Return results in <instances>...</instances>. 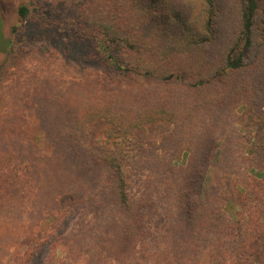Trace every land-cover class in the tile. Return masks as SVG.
I'll use <instances>...</instances> for the list:
<instances>
[{"label": "trees", "instance_id": "1", "mask_svg": "<svg viewBox=\"0 0 264 264\" xmlns=\"http://www.w3.org/2000/svg\"><path fill=\"white\" fill-rule=\"evenodd\" d=\"M68 7L63 55L102 70L43 81L37 107L22 112L19 91L0 95L2 197L9 170L25 166L13 185L20 215L33 182L35 201L54 205L38 216L35 240L46 242L72 212L60 207L68 195L85 224L55 237L65 251L49 261L59 264H254L264 237V0ZM44 13L35 0L18 7L6 56L23 35L57 37V12Z\"/></svg>", "mask_w": 264, "mask_h": 264}, {"label": "rangeland", "instance_id": "2", "mask_svg": "<svg viewBox=\"0 0 264 264\" xmlns=\"http://www.w3.org/2000/svg\"><path fill=\"white\" fill-rule=\"evenodd\" d=\"M28 1L0 0V95L14 94L16 90L19 91L18 98L21 109L16 108L17 112H22V110H25V106L31 104L34 108L37 107L34 103L36 101L35 89L43 81H45V85H49L52 83L53 77L60 80L75 79L88 72L102 70L97 65L71 63L67 56L62 53L61 42L69 40L71 35L67 27V19L72 15L71 13L76 12L69 10L68 4L71 0H35L36 5L40 6L41 10H45L44 14L48 15V19L52 20V12H57L55 15L59 22L55 23L56 28L54 30L57 37L50 35L47 37L41 33L23 35L15 43L12 53L6 56L10 27L16 20V11L20 5ZM52 25L51 22L50 26ZM13 83L16 88L12 87ZM26 84L28 86L24 87ZM95 128L97 130L94 131L93 135H98L101 134L104 126L101 125L99 128ZM34 134L37 133L29 130V136ZM16 170L17 168L9 170L13 185L17 180L16 174L29 175L25 166L15 172ZM48 178L53 181L52 178ZM13 185H11V189H8L10 192L5 194L4 197L0 193V264H49L47 262L59 264L57 259L62 257L61 252L65 249L53 246L55 237L68 231L77 221L78 225L82 226L85 224V218L83 219L79 215L76 208L75 211L71 209L72 201L68 198V195H64L60 198L61 209L63 211L72 210L64 226L60 229V232L46 242L39 238L35 240L38 229L42 228L43 220L38 218L40 212L43 211V214H46L54 205L35 201L32 190H35L36 185L31 182L30 187L27 189L29 193L26 194L24 199L26 206L22 217L20 214L23 207L17 201V188L15 189L16 186ZM43 185L51 186L49 180L48 182L44 181ZM230 185H232V182ZM2 192L5 193V189ZM228 197L238 202L242 197V192L238 189L231 190ZM235 208L240 209L238 204ZM262 208L264 209V205ZM31 212L35 214L31 215ZM35 222H40V224L36 225L33 230ZM28 253L30 254L29 257ZM55 256L58 257L55 261H49L50 258H55ZM254 264H264V237L257 244Z\"/></svg>", "mask_w": 264, "mask_h": 264}]
</instances>
